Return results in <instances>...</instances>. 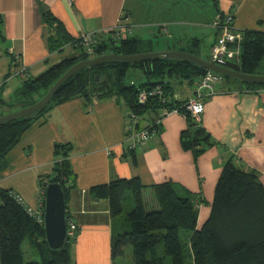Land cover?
<instances>
[{
	"label": "crops",
	"instance_id": "1",
	"mask_svg": "<svg viewBox=\"0 0 264 264\" xmlns=\"http://www.w3.org/2000/svg\"><path fill=\"white\" fill-rule=\"evenodd\" d=\"M187 2L188 7L186 0H0V101L5 103L0 107L13 103L15 92L26 79L77 53L70 47L50 50L48 37L52 29L42 21L43 12L52 14L72 38L97 33L98 39H106L108 34L104 31L125 18L132 27L129 36L137 39V32L159 24L166 25L167 34L172 35L184 34L183 27L188 26L190 36L184 34L186 38L209 37L212 46L219 33L196 28L201 20L194 15H189V20L183 16L184 9H188L187 13L193 9L194 13L198 6L208 10L210 20L218 13H233L236 28L264 32V0ZM158 34L164 33L160 30ZM147 41L152 52L172 49L168 41L162 46L157 40ZM158 46L166 48L157 49ZM214 82V93H203L204 110L199 124L219 146L207 148L196 159L181 148L180 134L186 129L181 114L162 118L158 133L130 150L126 136L151 125L157 120L156 114L138 119V127L128 132L125 125L129 113L121 99L108 97L86 102L77 97L54 107L45 123H36L24 132L5 157L0 188L13 191L26 206L35 208L40 199L39 178L49 175L52 169L54 144L72 145L69 160L75 184L68 194L66 213L78 229L71 249L73 264H115L110 247L112 235L120 233L118 220L110 216L105 198L95 200L90 194L92 187L115 179L138 178L146 186L144 192L151 196L152 207H156L152 201L155 185L170 182L200 195L205 204L198 208L199 228L209 217L215 185L229 155L243 171H255L264 188V90L240 92L236 85ZM189 86L185 96L179 98L175 93L174 97L179 101L192 98L196 87Z\"/></svg>",
	"mask_w": 264,
	"mask_h": 264
},
{
	"label": "trees",
	"instance_id": "2",
	"mask_svg": "<svg viewBox=\"0 0 264 264\" xmlns=\"http://www.w3.org/2000/svg\"><path fill=\"white\" fill-rule=\"evenodd\" d=\"M212 1L215 3L216 0ZM41 15L42 21L52 29L48 37L50 50L63 51L70 47L76 52L81 50V53L61 60L36 77L26 79L15 92L13 103L8 106L19 105L21 109L34 104L65 71L78 62L104 54L132 56L141 53L140 39L128 36L112 40L107 36L106 39H96L90 55L86 53L82 39L70 37L52 14L43 12ZM243 33L240 71L253 75L264 57V32L247 30ZM129 73L140 75L141 83H131L127 78ZM206 74L207 71L199 66L182 60H150L134 64L109 62L81 69L57 89L40 111L0 125V172L5 157L19 143L24 132L36 123H45L46 115L54 107L77 97L86 102L108 97L121 99L129 115L135 116V128L138 127V119L156 114V121L137 128V131L144 128L159 131L157 121L161 110H176L186 120V129L180 134L181 148L190 151L196 159L207 148L218 147L219 144L186 111V100L179 101L174 97L171 80L181 79L192 84L195 79H201ZM95 75L99 77L98 81ZM228 81L236 85L240 92L264 90L263 84H240L227 77L221 83ZM155 87H160L162 91L160 98L152 96L140 104L137 100L139 92L151 91ZM36 94L38 98L34 99ZM0 104L4 106L5 103L1 100ZM2 115L4 113L0 112ZM71 152L70 143L54 144L51 172L39 178V188L43 192L42 203L45 187L57 183L63 191L66 204L69 191L75 184V174L69 160ZM145 188L138 178L133 177L115 179L90 189L95 200L105 198L108 201L112 218L123 213V201L127 195L132 202L131 210L125 215L129 230L112 235L110 256L113 262L123 258L125 250L130 248L133 264H264V188L257 173L243 171L236 165L233 156L226 157L222 164L209 217L199 228L198 208L205 204L200 195L184 191L170 182L155 185L152 188L156 207L151 206L152 210H147L143 199ZM65 218L68 226L72 220L66 212ZM77 232L76 227L75 236ZM75 240L76 237H67L61 249H49L43 225L37 223L17 203L13 191L0 188V264H73L71 249ZM25 242L38 260L25 262L22 249ZM160 246L162 251L159 255L157 249Z\"/></svg>",
	"mask_w": 264,
	"mask_h": 264
},
{
	"label": "water",
	"instance_id": "3",
	"mask_svg": "<svg viewBox=\"0 0 264 264\" xmlns=\"http://www.w3.org/2000/svg\"><path fill=\"white\" fill-rule=\"evenodd\" d=\"M150 60L187 61L199 66L204 71L210 73L215 80H220L223 77H227L239 81L240 84L251 83L255 85H264V76L244 74L240 71L239 65L230 62H225L221 65L209 63L207 61L201 60L194 55L180 51H154L132 56L104 54L101 56H94L92 59L86 61L78 62L70 67L34 104L0 116V125L15 119L33 115L40 111L44 106L48 104L57 89L62 84H64L74 73L81 69H87L92 66L109 62H128L134 64L136 62ZM98 78L99 77L96 76L95 80L98 81ZM127 78L131 83H138L141 80V76L134 73H129L127 75ZM43 209V229L46 244L51 250H59L63 247L66 241L67 234V224L65 218L66 204L63 191L59 184L50 183L45 187Z\"/></svg>",
	"mask_w": 264,
	"mask_h": 264
},
{
	"label": "built area",
	"instance_id": "4",
	"mask_svg": "<svg viewBox=\"0 0 264 264\" xmlns=\"http://www.w3.org/2000/svg\"><path fill=\"white\" fill-rule=\"evenodd\" d=\"M216 28L219 30V35L211 48L210 54V61L214 62L215 64L221 65L225 62H230L233 64L238 65L240 61V54H241V44L243 41V31L236 28L233 24L234 21V14L229 13L227 15L218 14L216 15ZM111 31L117 33V39H125L127 38L130 33H127V30L123 26H116L111 28ZM97 33H89L81 36L82 42L86 48V53L92 54L93 49L92 46L96 43ZM24 74V71L21 72ZM25 75V74H24ZM215 79L211 76L210 73L201 78L199 82L196 83V89L194 91V96L189 98L185 101L184 107L186 111H188L191 116L196 120L199 121L200 115L203 113L204 106L202 103L203 93L207 92L209 94L214 93L213 83ZM2 82H0V88L2 86ZM162 91L160 87H155L151 91H140L137 100L140 104H144L149 97H159L161 96ZM164 99L161 100L163 103ZM171 113H177L176 110L168 111L167 109H163L160 112V118L157 121V124H160L162 118L166 117ZM129 124L130 126L127 128L129 129L134 128V124L136 122L135 116H129ZM135 136L133 140L130 141L129 148L130 150H134L136 147H140L144 145L147 141H149L152 137H154L157 133V129H142L135 132ZM131 136V135H130ZM42 195L43 192H40V199L39 203L35 208H31L25 205L22 197L18 194H15V199L17 203L25 209V211L35 219V221L39 224L43 225V203H42ZM76 233V225L69 221L67 226V234L66 238H75Z\"/></svg>",
	"mask_w": 264,
	"mask_h": 264
},
{
	"label": "rangeland",
	"instance_id": "5",
	"mask_svg": "<svg viewBox=\"0 0 264 264\" xmlns=\"http://www.w3.org/2000/svg\"><path fill=\"white\" fill-rule=\"evenodd\" d=\"M202 3H204V2H202ZM205 4H206V2L204 3V5ZM185 5H186V7H188L187 0H186ZM187 11H188L187 8L184 9V12H186L183 15L185 17V20H189V18H188L189 15L191 17L194 15L196 19H200L201 20V21L198 22L200 24H196V28H200V29H202V28H204V29L209 28L213 32L220 33L219 30H217L216 25H215L216 24L217 16L215 15L210 20L209 19V16H208V10L206 8L201 7V6H198L197 9L194 10V13H192L193 9H190V13H187ZM156 17H157V15H155V18ZM123 22H124V24H123ZM233 24H234V21H233ZM116 26H123L127 30V33H130V32L132 33V27L127 23V20L125 18L118 19V21L116 22V24L112 28H114ZM183 28H186V30L183 31L184 34L187 35V36H190L189 33H190V29L191 28H189L188 26L183 27ZM160 30H162V32L164 34H158L157 35V32L160 31ZM104 32L107 33L108 36L112 40H114V38L117 39V37H118V36L116 37L117 33L111 31V29H109L108 31H104ZM167 33L168 32H167V29H166V25H160V24L158 26L156 25V28L154 27V29L152 28L151 30H148V29L147 30H140V32H137V35H138L140 41H142V45L139 46V51H141V53H139V54H143L144 52L147 53V51L150 50V47H148V46L145 45L146 43H149L147 40H150L152 42L157 40L159 42L160 46H162V44H165V42L168 41L170 47L172 48V49H168L169 51H180V52H185V53H189V54L191 53V55H194V56L195 55H198L199 56L198 58H200L201 60L207 61L209 63H214V62H211L210 61V54H211V48H212V46L214 45L215 42L212 44V46H210V44H209V40H210L209 37H207L205 39L206 40L205 41V40H203L204 38L201 39V40L196 39V38L188 39V38H186V36L184 34L172 35V33H169V34H167ZM153 35H156V38L155 37H152ZM216 39H217V37H216ZM216 39H215V41H216ZM160 46H158L157 49L166 48L165 46L164 47H160ZM153 48H156V47H153ZM80 53H81V50L77 52V54H80ZM253 75L264 76V57L262 58V60L260 61L259 65L255 69ZM95 77H96V75L94 76V78ZM223 78H221L220 80H217V81L218 82H221V80ZM200 80L201 79H195L194 80V82L192 83L193 88L196 87V83L199 82ZM142 82H144V81H142ZM140 83L141 82H138V83H135V84L138 85ZM224 83H225V85H231V86L233 85L232 82H230V81H228L227 83L226 82H224ZM214 84H215V82H214ZM189 85L190 84L186 80H181V79H172L171 80V86H172L174 92L177 94L176 95L177 97H179V95L185 96L184 95L185 94L184 91L187 90V88L189 89V87H190ZM40 93H42V91H40ZM33 98L34 99H37L38 98V95L37 94L34 95ZM179 98H182V97H179ZM18 109H19V105L8 106V107H3V108L0 107V112L1 113H4V114H7V113H10V112L16 111ZM128 113H129V111H128ZM129 116H131V115H129ZM129 116H127V122H126V125H125L126 131H127V128L130 126V124L128 122L130 120L129 119ZM131 129H129V130L131 131ZM135 132L134 133H131V136L130 135L126 136V139H128L129 141L133 140V137L136 134ZM41 191L42 190L39 189V194H40ZM143 195H144L143 196L144 197L143 199H144L145 204L147 206L146 209L147 210H152V209H150V208H152L151 207V200H150V197L151 196L148 194V192H144ZM152 198H153V196H152ZM152 201H154V200H152ZM123 208H124L123 213L120 216L116 217V219L118 220V222H116L117 224L116 223L115 224H116V227L120 230V233L117 232L116 234H122V233L127 232L129 230V226L125 222V215H126L127 212H129L131 210V208H132V202H131V199L129 198L128 195L125 197V199L123 201ZM22 249H23V252H24V260H25V262H28V261H31V260H38L32 254V252L29 249V247H28V245H27L26 242L23 244ZM161 251H162V249H161V246H160L157 249V253L160 255L161 254ZM115 264H133L132 263V260H131V249L130 248H127L125 250L124 257L121 258V259H119V258L116 259Z\"/></svg>",
	"mask_w": 264,
	"mask_h": 264
}]
</instances>
